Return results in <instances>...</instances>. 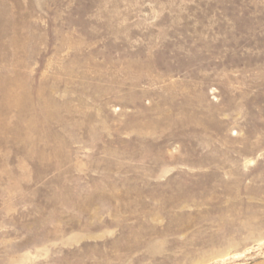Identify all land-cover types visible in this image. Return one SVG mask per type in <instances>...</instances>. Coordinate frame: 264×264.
<instances>
[{
    "label": "rangeland",
    "instance_id": "obj_1",
    "mask_svg": "<svg viewBox=\"0 0 264 264\" xmlns=\"http://www.w3.org/2000/svg\"><path fill=\"white\" fill-rule=\"evenodd\" d=\"M0 264H264V0H0Z\"/></svg>",
    "mask_w": 264,
    "mask_h": 264
}]
</instances>
